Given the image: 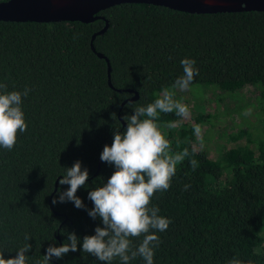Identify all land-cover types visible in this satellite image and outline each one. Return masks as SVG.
<instances>
[{
	"label": "trees",
	"instance_id": "1",
	"mask_svg": "<svg viewBox=\"0 0 264 264\" xmlns=\"http://www.w3.org/2000/svg\"><path fill=\"white\" fill-rule=\"evenodd\" d=\"M97 15L91 22L0 20V84L8 92L30 89L22 96L27 131L18 133L11 151L0 148V252L5 259L29 243L26 264H39L49 246H62L74 232L78 250L49 264H106L82 251L83 238L103 227L88 215L94 207L88 193L116 170L100 156L116 128L126 130L123 118L135 108L165 90L186 104L190 93L201 98L207 88L236 95L253 86L255 103L264 101V11L188 13L122 3ZM97 53L109 60L111 85L107 62ZM185 58L196 61L199 74L191 92L179 94L172 86L183 75ZM194 112L192 120L160 113L156 121L172 154L187 148L188 155L177 165L170 188L151 199L150 207L170 220L167 230H150L160 241L154 264H230L233 258L264 264V143L223 149L213 159L193 131L194 125H211L213 116ZM257 113L260 118L253 122L264 130V107ZM173 121L178 124L169 129ZM76 161L89 172L86 186L76 193L87 210L70 201L52 203L70 187L59 180ZM142 239L132 238L133 247ZM111 264H120L119 258ZM129 264L145 262L137 257Z\"/></svg>",
	"mask_w": 264,
	"mask_h": 264
},
{
	"label": "clouds",
	"instance_id": "2",
	"mask_svg": "<svg viewBox=\"0 0 264 264\" xmlns=\"http://www.w3.org/2000/svg\"><path fill=\"white\" fill-rule=\"evenodd\" d=\"M183 75L176 79L174 89L189 90L194 77L199 74L193 59L180 61ZM30 89L7 91L6 84H0V148L11 151L17 141L18 133L27 131L22 111V96L27 97ZM175 92L165 90L154 102L134 109L133 115L125 116L126 130L116 128L111 146L105 145L100 159L115 166V171L103 186L89 191L88 199L94 204L86 209L76 193L85 187L89 172L81 169V162L66 169L59 180L60 185H69L66 191L58 192L53 205L72 202L77 209H86L93 219L99 218L103 227L95 228V235L85 236L82 242L83 253L96 257L99 261L111 264L119 258L120 264H129L140 257L145 264H154V249L159 246V237L150 230H167L170 220L159 215L160 209L151 206L156 192L167 191L176 173L177 165L188 155L185 148L181 153L172 154L168 139L156 123L160 113H175L177 117L188 119L191 115L188 106L174 99ZM248 114V113H245ZM178 121L168 122L169 129L175 128ZM194 134L202 142V130L194 125ZM195 168V161H192ZM188 187L187 185L185 186ZM143 236L138 246L133 247L132 238ZM24 239L29 241L30 236ZM80 243L76 234L68 233L67 241L59 247L49 246L39 264H49L55 257L62 258L67 253L78 250ZM31 245L26 243L13 258L5 259L0 252V264H26V253ZM230 264H242L233 258Z\"/></svg>",
	"mask_w": 264,
	"mask_h": 264
},
{
	"label": "water",
	"instance_id": "3",
	"mask_svg": "<svg viewBox=\"0 0 264 264\" xmlns=\"http://www.w3.org/2000/svg\"><path fill=\"white\" fill-rule=\"evenodd\" d=\"M122 3H146L188 13L264 11V0H7L0 2V20L91 22L98 17L99 11ZM106 28L107 23L92 36V40ZM91 48L95 51L93 42ZM97 55L107 62L108 80L111 85L109 60L101 53Z\"/></svg>",
	"mask_w": 264,
	"mask_h": 264
},
{
	"label": "rangeland",
	"instance_id": "4",
	"mask_svg": "<svg viewBox=\"0 0 264 264\" xmlns=\"http://www.w3.org/2000/svg\"><path fill=\"white\" fill-rule=\"evenodd\" d=\"M177 92L184 93L181 90ZM218 93H221V90H208V88L204 90L201 98H197L195 93H190L191 96L186 103L191 113L189 120L194 117V109L204 115L209 113L213 116L212 126L208 123L201 126L202 138L205 136L206 139L203 143L197 140L198 144L205 148L213 159H216L223 149L233 146H248L255 149L263 144V127L253 122L260 118L261 114L257 111L261 106L264 107V101L257 104L254 101L257 90L253 86H247L236 95H219Z\"/></svg>",
	"mask_w": 264,
	"mask_h": 264
}]
</instances>
